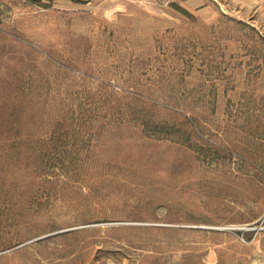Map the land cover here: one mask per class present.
<instances>
[{
	"label": "rangeland",
	"instance_id": "1",
	"mask_svg": "<svg viewBox=\"0 0 264 264\" xmlns=\"http://www.w3.org/2000/svg\"><path fill=\"white\" fill-rule=\"evenodd\" d=\"M261 227L264 0H0V264H264Z\"/></svg>",
	"mask_w": 264,
	"mask_h": 264
},
{
	"label": "clouds",
	"instance_id": "2",
	"mask_svg": "<svg viewBox=\"0 0 264 264\" xmlns=\"http://www.w3.org/2000/svg\"><path fill=\"white\" fill-rule=\"evenodd\" d=\"M105 15L108 16L109 18H111V13L110 12L106 13Z\"/></svg>",
	"mask_w": 264,
	"mask_h": 264
},
{
	"label": "built area",
	"instance_id": "3",
	"mask_svg": "<svg viewBox=\"0 0 264 264\" xmlns=\"http://www.w3.org/2000/svg\"><path fill=\"white\" fill-rule=\"evenodd\" d=\"M260 229L262 230V229H264V227H261Z\"/></svg>",
	"mask_w": 264,
	"mask_h": 264
}]
</instances>
